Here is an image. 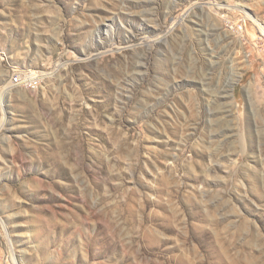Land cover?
Listing matches in <instances>:
<instances>
[{
    "label": "rangeland",
    "instance_id": "obj_1",
    "mask_svg": "<svg viewBox=\"0 0 264 264\" xmlns=\"http://www.w3.org/2000/svg\"><path fill=\"white\" fill-rule=\"evenodd\" d=\"M0 264H264V0H0Z\"/></svg>",
    "mask_w": 264,
    "mask_h": 264
},
{
    "label": "built area",
    "instance_id": "obj_2",
    "mask_svg": "<svg viewBox=\"0 0 264 264\" xmlns=\"http://www.w3.org/2000/svg\"><path fill=\"white\" fill-rule=\"evenodd\" d=\"M41 81V75L35 71H28V72H15L12 76V83L14 84H35Z\"/></svg>",
    "mask_w": 264,
    "mask_h": 264
},
{
    "label": "bare ground",
    "instance_id": "obj_3",
    "mask_svg": "<svg viewBox=\"0 0 264 264\" xmlns=\"http://www.w3.org/2000/svg\"><path fill=\"white\" fill-rule=\"evenodd\" d=\"M15 85H19V86H24L26 88H28L29 90H36L39 87V82L35 83V84H26V85H22V84H15Z\"/></svg>",
    "mask_w": 264,
    "mask_h": 264
}]
</instances>
